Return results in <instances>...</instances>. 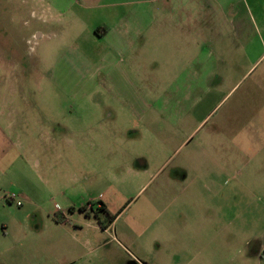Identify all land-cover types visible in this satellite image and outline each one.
Listing matches in <instances>:
<instances>
[{
  "label": "rangeland",
  "instance_id": "374dc122",
  "mask_svg": "<svg viewBox=\"0 0 264 264\" xmlns=\"http://www.w3.org/2000/svg\"><path fill=\"white\" fill-rule=\"evenodd\" d=\"M242 1L248 53L216 56L212 71L165 66L146 88L155 107L173 99L160 119L124 117L113 88L99 86L96 45L83 39L67 53L72 32L46 3L0 0V114L16 118V143L34 147L12 154L15 168L0 178V264H61L27 250L31 212L43 208L59 221L67 212L94 242L72 264H264V0ZM74 54L91 63L88 81L63 92L50 66ZM193 74L194 87L178 83ZM20 184L41 197L18 207L6 195Z\"/></svg>",
  "mask_w": 264,
  "mask_h": 264
},
{
  "label": "crops",
  "instance_id": "0c3cea01",
  "mask_svg": "<svg viewBox=\"0 0 264 264\" xmlns=\"http://www.w3.org/2000/svg\"><path fill=\"white\" fill-rule=\"evenodd\" d=\"M37 1L54 9V17L69 25L67 31L72 34H67L69 38H62L72 40L67 53L78 52L76 49L81 48L83 39H90L96 45L97 80H102L99 86L113 88L112 101L120 105L124 117L137 114L144 117L148 112L154 115L158 111L160 119L168 116L165 104L168 106L173 100H169V93L158 98L159 101L156 99L155 107L147 101V96L152 97V91L146 90L151 81L161 80L157 73L165 66L175 67L181 61L188 67L187 71H212L216 56L231 55L236 49L247 54L251 46L248 42L249 7L242 0ZM90 64L87 60L86 64L77 63L75 54L60 59L50 66L49 82L63 92H70L72 85H86L88 80L83 77ZM194 79L195 74L177 82L190 89L199 81ZM187 95L185 93L182 97L186 99ZM76 96L72 95L73 98ZM80 97V103H87L90 99L88 95ZM97 103L104 105L107 102L100 99ZM107 110L114 114L113 107L108 106ZM15 119L12 115L0 114V178L14 170L16 158L7 160L12 154L26 152V148L34 151V147L12 139L11 132L16 130ZM20 119L30 127L27 117ZM33 119H39V116ZM43 131L48 137L56 134L55 126ZM11 186L23 197L34 195L35 200L42 195V191L35 189L34 192L25 184ZM31 218L33 226L29 230L31 238L27 250L34 258L45 254L61 259V264H72L84 259L86 244H94L92 240L82 241L81 228L68 225L67 212H63L59 221L53 217L52 210L43 208L41 212L32 211ZM93 229L99 231L96 226ZM182 248L177 246L176 249Z\"/></svg>",
  "mask_w": 264,
  "mask_h": 264
},
{
  "label": "built area",
  "instance_id": "2783aa9c",
  "mask_svg": "<svg viewBox=\"0 0 264 264\" xmlns=\"http://www.w3.org/2000/svg\"><path fill=\"white\" fill-rule=\"evenodd\" d=\"M7 199H9L10 201H12L13 203H15L18 207L22 206V202H21V196L17 195L15 193H8L6 195Z\"/></svg>",
  "mask_w": 264,
  "mask_h": 264
},
{
  "label": "flooded vegetation",
  "instance_id": "af4514ba",
  "mask_svg": "<svg viewBox=\"0 0 264 264\" xmlns=\"http://www.w3.org/2000/svg\"><path fill=\"white\" fill-rule=\"evenodd\" d=\"M102 209H103L104 211H106V208H105L104 206L102 207Z\"/></svg>",
  "mask_w": 264,
  "mask_h": 264
},
{
  "label": "trees",
  "instance_id": "16d2710c",
  "mask_svg": "<svg viewBox=\"0 0 264 264\" xmlns=\"http://www.w3.org/2000/svg\"><path fill=\"white\" fill-rule=\"evenodd\" d=\"M113 221V220H112Z\"/></svg>",
  "mask_w": 264,
  "mask_h": 264
}]
</instances>
